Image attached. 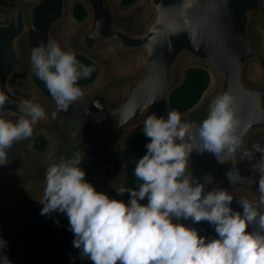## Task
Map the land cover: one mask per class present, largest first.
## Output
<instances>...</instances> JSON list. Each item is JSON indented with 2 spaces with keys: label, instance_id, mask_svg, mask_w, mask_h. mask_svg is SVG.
<instances>
[{
  "label": "water",
  "instance_id": "water-1",
  "mask_svg": "<svg viewBox=\"0 0 264 264\" xmlns=\"http://www.w3.org/2000/svg\"><path fill=\"white\" fill-rule=\"evenodd\" d=\"M148 2L151 16L142 28L135 30L129 26L127 18L118 14L113 0H83L86 9L83 18L88 15V19L75 40V45L82 51L75 53L84 54L97 64L92 56L100 46L110 43L118 52L139 51L141 70L120 79L122 90L116 101H111L107 89L102 87L72 104L67 112H57V118L52 120L56 104L51 95L34 83L33 71L31 81L34 87L30 89L38 95L16 90L11 80L16 73L31 67L32 49L41 42L56 41L66 49L55 30L68 14L69 0H0V10L5 13L0 19V91H5L11 101L6 103L0 118H20L18 105L26 112V102L39 104L47 115L34 125L33 135L39 126H45L62 140L57 162L78 150L85 153L81 164L86 172L85 179L97 191L118 199L108 181L121 167L125 169L126 179L124 147L131 130L123 137V150L119 154L122 133L130 123L144 115L162 112L164 107L170 109L169 93L181 83L187 68L176 82L177 66L181 58L187 57L199 63L190 66L205 68L209 77L211 70L217 84L206 108L183 119L198 125L208 115L212 99L228 91L236 96L239 104L242 121L239 132L243 139L242 147L233 157H221L227 160L224 163L207 151L199 153L194 150L189 159L193 179L198 178L204 183L206 174L213 177V183L206 184L205 192L216 187L231 192L233 196L254 192L258 188L260 173L253 165L264 157L254 153L249 160L244 158L243 152L254 134L264 132V46H257L251 37L253 22L264 27V0ZM71 11L73 15V6ZM98 21L102 22V27L99 35L93 36ZM251 61L257 63L260 71V78L253 82L245 76ZM95 79L85 85H91ZM209 83L192 107L200 102ZM260 148L264 149V140ZM38 172L39 168L23 141L8 151L7 165H0V239L7 242L3 255L11 264H93L89 259L82 260L79 250L73 247L74 234L69 230L65 214L40 215L46 172L41 174L39 196L35 200L23 193L24 179ZM229 172H232L234 183L227 175ZM120 198L124 201L123 195ZM231 207L242 212L235 201ZM173 222L195 228L199 235L209 240L218 238L214 226L207 221L193 223L191 219H174Z\"/></svg>",
  "mask_w": 264,
  "mask_h": 264
},
{
  "label": "clouds",
  "instance_id": "clouds-1",
  "mask_svg": "<svg viewBox=\"0 0 264 264\" xmlns=\"http://www.w3.org/2000/svg\"><path fill=\"white\" fill-rule=\"evenodd\" d=\"M101 27L98 21L92 35L98 36ZM30 58L32 71L55 101L52 120L57 112H67L83 100L79 82L91 77L95 64L82 63L74 51L63 49L56 41L41 42ZM9 102V95L0 91V113ZM18 108L21 117L15 122L0 118L2 166L7 165L13 145L31 138L34 125L47 115L36 103L26 102V112L24 107ZM239 110L236 96L225 91L212 99L208 115L198 125L183 119L177 110L167 109L166 117L155 112L148 115L142 131L150 142L134 169L140 183L136 188L113 185L117 195L129 194L127 203L97 191L85 179L81 167L85 153L78 150L53 161L46 169L40 215L65 214L74 234L73 247L82 260L93 264H264V211H260L264 205V159L253 165L260 173L259 202L238 200L242 212L231 207V192L220 187L205 192L213 177L206 174L204 183L194 180L189 165L194 150L207 151L220 163L227 161L222 156H234L243 145ZM254 153L264 157V149L259 147L245 150L243 156L251 160ZM227 175L234 183L232 172ZM174 219L207 221L218 238L209 240ZM6 248L7 242L0 239V264H11L3 255Z\"/></svg>",
  "mask_w": 264,
  "mask_h": 264
},
{
  "label": "rangeland",
  "instance_id": "rangeland-1",
  "mask_svg": "<svg viewBox=\"0 0 264 264\" xmlns=\"http://www.w3.org/2000/svg\"><path fill=\"white\" fill-rule=\"evenodd\" d=\"M31 1V0H24ZM75 1L83 0H69V10L66 18L62 23L56 28L55 35L63 43L65 48L70 49L74 52L82 51L81 48L75 45V40L80 28L87 22L88 15L83 19H75L72 15V6ZM116 10L119 15L125 17L129 21V26L132 29L138 30L143 27V25L149 20L151 16V8L148 0H135L131 4H123L119 0H113ZM5 17V13L0 10V19ZM251 37L257 46H264V27L257 22H253L251 25ZM65 49V50H66ZM92 58L97 62L99 66V72L96 76V79L91 85L81 86L84 89L83 100L90 95L94 90L99 88H106L109 94V99L111 101H116L121 95V84L120 79L126 75H135L138 74L141 70V53L136 50H127L124 52H118L115 47L110 43H105L100 46L97 50V53L92 56ZM199 64L198 62L183 57L179 60L177 66V81L181 78V75L184 69L190 65ZM32 66L27 68L24 71L16 73L12 80L11 84L13 88L22 92L29 94H37V92L31 91V87H34L31 81ZM211 78L210 83L207 89V92L204 94L200 102L192 107L191 109L182 113L183 118L191 113L202 111L206 108L209 103L217 84V78L215 74L210 70ZM245 76L249 81H256L260 78L259 67L256 62L251 61L246 68ZM53 99V98H52ZM48 102H51V99H47ZM79 102V101H78ZM55 103V101H54ZM54 105V104H53ZM167 107H164L162 112L156 113L158 116H165L167 112ZM144 115L138 121L130 123L123 131L122 136L119 140L118 152L122 153V139L126 134L132 130L134 127L139 124L144 123V120L148 115ZM19 118L17 116H11L9 120L15 122ZM28 140L23 141L24 147L28 149L29 154L37 164L39 172L32 174L24 179L22 184L23 193L29 198L35 200L39 196V188L41 181V174L46 172L45 170L53 161H57L58 154L61 149L62 140L57 137L52 130L45 126H39L36 129V132ZM38 134H42L45 137L46 143L43 150H37L34 147V140ZM264 140V132H258L254 134L248 141L245 150L253 151L254 147H261ZM28 147V148H27ZM125 180V169L121 167L119 171L113 175L109 181L108 186L114 191L116 197L121 200L120 195H117V192L113 185L119 187L124 184ZM248 199L250 201L259 202L260 194L257 190L252 193H236L234 195L233 201L238 203V200ZM260 211H264V205L260 206Z\"/></svg>",
  "mask_w": 264,
  "mask_h": 264
},
{
  "label": "trees",
  "instance_id": "trees-1",
  "mask_svg": "<svg viewBox=\"0 0 264 264\" xmlns=\"http://www.w3.org/2000/svg\"><path fill=\"white\" fill-rule=\"evenodd\" d=\"M123 4H131L135 0H120ZM73 15L76 19H82L86 15V9L82 2L75 1L73 4ZM77 59L86 65H96V71L92 73L89 79H82L79 84L85 85L91 82L98 74L97 64L84 54L76 53ZM209 73L201 66H189L184 71V76L180 84L175 86L169 93L168 103L171 110H177L180 113L191 108L199 99L205 88L209 83ZM33 81L38 85L44 92L50 95L44 82L41 81L33 72ZM143 124L134 128L128 134L125 147H124V158L126 166V179L125 187L136 188L140 183L134 176L135 164L138 159L146 154L145 145L150 142L142 131ZM45 137L42 134H38L33 144L37 150H43L45 148ZM124 202L127 203L129 200V194H123ZM146 203V201H141Z\"/></svg>",
  "mask_w": 264,
  "mask_h": 264
}]
</instances>
